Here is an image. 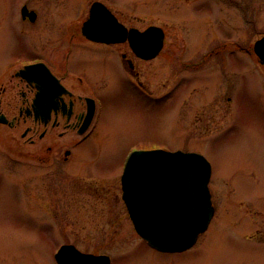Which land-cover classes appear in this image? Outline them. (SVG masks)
I'll return each mask as SVG.
<instances>
[{
	"label": "rangeland",
	"instance_id": "1",
	"mask_svg": "<svg viewBox=\"0 0 264 264\" xmlns=\"http://www.w3.org/2000/svg\"><path fill=\"white\" fill-rule=\"evenodd\" d=\"M114 1L127 8L137 2ZM147 1L141 0L144 9L136 17L120 14L130 24L157 23L168 29L163 54L138 65L152 93L138 88L108 58L113 78L104 90L91 82L102 99L100 114L92 138L73 148L75 163L52 160L49 139L25 144L19 129L0 127V173L10 182L25 180L28 188L25 204L17 187L0 180V264H56L54 252L66 241L83 250L110 252L111 264H264V66L254 50L234 48L232 37L217 61L197 70H182L175 59L189 31L191 60L197 47L207 43L203 25L208 23L194 22L199 13L186 4L206 1L204 6L215 15L210 30L219 41L229 35L254 47L264 34V0H151L152 14L145 10ZM83 4L66 0L65 5L56 3L53 13L67 19ZM241 7H250L256 21L247 24ZM14 10L12 0H0V56L40 52L37 31L9 22ZM176 14L185 19L191 15L193 22H181ZM52 25L48 17L45 26ZM118 50L128 52L125 45ZM75 59L74 53L72 63ZM92 80L107 85L106 80ZM168 85L175 88L165 90ZM136 147L195 150L211 162L217 213L191 248L162 252L138 235L120 198L119 180L127 152ZM65 166L73 169L67 173ZM10 168H15L12 173ZM18 168L24 171L18 173Z\"/></svg>",
	"mask_w": 264,
	"mask_h": 264
},
{
	"label": "flooded vegetation",
	"instance_id": "2",
	"mask_svg": "<svg viewBox=\"0 0 264 264\" xmlns=\"http://www.w3.org/2000/svg\"><path fill=\"white\" fill-rule=\"evenodd\" d=\"M40 1L42 3H39ZM86 2L87 0H84V4L79 11L77 13L73 12L70 18L66 19L61 17V14L55 16L53 13L55 8H59V6L54 7L55 4L65 5L66 0H12L15 10L11 12L9 22L29 24L31 28L26 30L37 31L36 37L42 39L40 41V52L30 56H0V127L7 126L19 129L23 138L22 141L25 144L36 145L49 139L48 148L51 153L53 152L52 160L57 158L56 160L63 161L67 165L76 162V153L73 148L75 146L82 148V144L90 140L95 132L102 99L94 93L91 82L97 87L103 88V90L110 87L109 79L113 78V68L108 67L107 59L112 58V62L117 65L118 69H123L129 75L133 84L151 95L150 84L141 79L138 70L139 62L150 63L156 60L163 54L168 45L169 32L166 26L157 23H147L144 26L138 23L130 24L129 19H125L126 17L120 14V12L127 11L126 13L136 17L137 14H140L138 13L139 10L144 9L140 7L141 0H137L135 6L131 8L121 6L114 0H92L87 4L88 6ZM147 2L148 6L145 10L152 14L155 10L151 6V0ZM205 2H200L201 5L198 2H195L193 6L185 5L189 8V11L196 10L199 13V16L194 15V22L199 20V24L198 22L197 24L200 26L204 22L208 24L203 25L207 33L205 35L207 43L203 47H197L194 60H191V56L188 54L189 46L192 45L189 42L191 31L182 41L175 58L177 62L182 64V70H188L191 67H195V70H197L200 65L217 61L221 48H227L230 45V42L227 41L229 37H232L234 48H241L249 53L253 51L249 43L244 42L243 44V41L239 38L234 39L233 36L228 35L222 42L219 41L221 40L219 36L214 35L213 31L210 30L215 15L208 4L204 6ZM94 4L107 17H115L114 22L119 27L121 34L126 33L125 39L107 42L98 41L87 36L84 25L91 15ZM240 9L242 10L241 18L247 24L256 21V18L250 17V7H241ZM48 17L52 18V27L45 26ZM186 17L185 19L184 16L181 17V15L176 14L175 19L181 22L190 19L189 22H193V16L189 15L188 17L186 15ZM155 25L162 27L164 43L160 53L147 58L143 55L147 50L139 49L140 36L141 33L145 34L150 27ZM132 30L135 35L133 39L128 34ZM21 31L25 32L23 28H21ZM149 37L150 34L148 33L143 36V39ZM118 45H125L128 52L119 54ZM110 49L113 51L111 52ZM103 51H110L111 53L108 54ZM74 53L76 59L72 63ZM92 79L106 80L107 85L105 87L98 86V81L95 82ZM174 83L175 86L177 81ZM174 86L168 85L165 90ZM91 106L94 107L93 117H90ZM12 160L19 161L14 157H12ZM65 168H67L65 169L66 172L73 169V167L68 166H65ZM13 169L15 168H10V173ZM21 171L24 170L18 168V173ZM24 173L22 172V175ZM2 178L17 187L20 194L24 195V203L28 204V188L26 182H24L25 180H23V183H20V180L17 182L15 179L10 182L9 177L0 173V180ZM120 196L123 200L122 189ZM66 243H73L79 248L78 243L67 241L59 243L58 247ZM98 249L96 248L95 251L81 249V251L95 254L110 253Z\"/></svg>",
	"mask_w": 264,
	"mask_h": 264
},
{
	"label": "water",
	"instance_id": "3",
	"mask_svg": "<svg viewBox=\"0 0 264 264\" xmlns=\"http://www.w3.org/2000/svg\"><path fill=\"white\" fill-rule=\"evenodd\" d=\"M154 30L147 39L143 36L148 32L141 33L139 42L142 50L155 49L151 55L159 51L163 42V36ZM86 31L101 41L126 36L114 21H105L100 10L95 9ZM129 35L131 39L135 36L132 32ZM255 51L264 63V37L256 42ZM93 111L92 108L90 117ZM125 167L123 198L138 233L159 250L183 251L192 247L214 214L208 186L212 172L209 160L197 152L137 150ZM57 259L58 264H111L109 255L84 253L72 244L63 245Z\"/></svg>",
	"mask_w": 264,
	"mask_h": 264
}]
</instances>
